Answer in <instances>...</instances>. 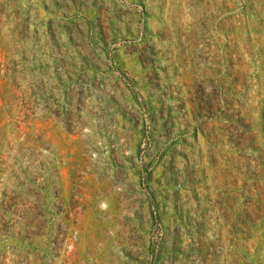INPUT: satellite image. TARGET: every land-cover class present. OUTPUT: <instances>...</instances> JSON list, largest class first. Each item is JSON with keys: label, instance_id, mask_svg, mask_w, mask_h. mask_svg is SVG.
<instances>
[{"label": "rangeland", "instance_id": "rangeland-1", "mask_svg": "<svg viewBox=\"0 0 264 264\" xmlns=\"http://www.w3.org/2000/svg\"><path fill=\"white\" fill-rule=\"evenodd\" d=\"M218 248L264 264V0H0V264Z\"/></svg>", "mask_w": 264, "mask_h": 264}, {"label": "bare ground", "instance_id": "bare-ground-1", "mask_svg": "<svg viewBox=\"0 0 264 264\" xmlns=\"http://www.w3.org/2000/svg\"><path fill=\"white\" fill-rule=\"evenodd\" d=\"M214 212H215V204H214L213 201H211L210 202V206H209L208 214L214 216ZM220 213H221V211H220ZM196 255H198V253ZM217 259L219 261L218 264H223L224 263L223 262L224 261V256H223V250H222V248H218L217 249Z\"/></svg>", "mask_w": 264, "mask_h": 264}]
</instances>
